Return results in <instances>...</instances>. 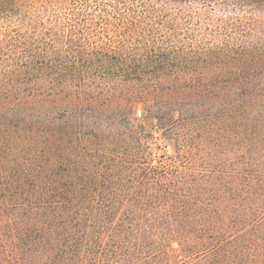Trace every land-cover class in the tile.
Wrapping results in <instances>:
<instances>
[{
	"label": "trees",
	"instance_id": "1",
	"mask_svg": "<svg viewBox=\"0 0 264 264\" xmlns=\"http://www.w3.org/2000/svg\"><path fill=\"white\" fill-rule=\"evenodd\" d=\"M165 1L237 13L113 79L0 49V264H264V0Z\"/></svg>",
	"mask_w": 264,
	"mask_h": 264
},
{
	"label": "rangeland",
	"instance_id": "2",
	"mask_svg": "<svg viewBox=\"0 0 264 264\" xmlns=\"http://www.w3.org/2000/svg\"><path fill=\"white\" fill-rule=\"evenodd\" d=\"M229 12L237 13L232 8ZM229 12H220L217 6L211 9L199 3L165 0L0 3V49L4 54H21L25 45L45 42L65 49L74 41L83 66L93 67V76L113 79L123 74L124 68L118 67L121 61L163 57L172 46L199 40L208 30L206 16L216 19ZM125 94L117 91L115 96ZM141 111L142 104L130 103L126 115L135 126L142 122ZM160 144L155 156L171 152L169 143L160 140Z\"/></svg>",
	"mask_w": 264,
	"mask_h": 264
}]
</instances>
